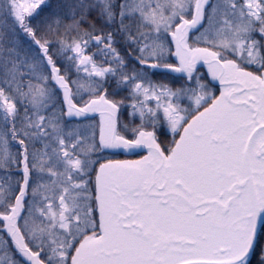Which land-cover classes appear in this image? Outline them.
I'll use <instances>...</instances> for the list:
<instances>
[{
	"label": "snow or ice",
	"instance_id": "6c2138e0",
	"mask_svg": "<svg viewBox=\"0 0 264 264\" xmlns=\"http://www.w3.org/2000/svg\"><path fill=\"white\" fill-rule=\"evenodd\" d=\"M0 264H264V0H0Z\"/></svg>",
	"mask_w": 264,
	"mask_h": 264
}]
</instances>
